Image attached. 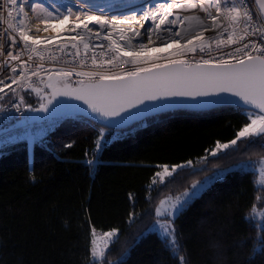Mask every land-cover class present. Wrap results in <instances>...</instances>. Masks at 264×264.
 <instances>
[{
    "label": "trees",
    "instance_id": "trees-1",
    "mask_svg": "<svg viewBox=\"0 0 264 264\" xmlns=\"http://www.w3.org/2000/svg\"><path fill=\"white\" fill-rule=\"evenodd\" d=\"M247 122L237 106L173 110L104 129L97 150L104 126L68 116L34 132L32 144L27 134L10 140L0 147V264H89L93 227L120 230L109 249L111 264H180L152 229L155 210L216 168L228 170L174 219L179 255L188 264H264V251H254L264 237V185L251 163L264 158V147L241 140L210 155ZM189 160L193 167L172 182L150 187L157 165Z\"/></svg>",
    "mask_w": 264,
    "mask_h": 264
},
{
    "label": "snow or ice",
    "instance_id": "snow-or-ice-1",
    "mask_svg": "<svg viewBox=\"0 0 264 264\" xmlns=\"http://www.w3.org/2000/svg\"><path fill=\"white\" fill-rule=\"evenodd\" d=\"M81 2L86 3V0ZM255 3L258 11L254 13L248 7L247 0H169L158 4L151 12H145L139 19L135 14L121 19L110 17L102 8L93 11L91 7L89 10L81 7L74 10L73 6H64L61 10L60 6L50 9L42 3H32L31 0H0V12L7 11V20H3L0 15V21L7 25L5 30L0 31V57L3 58L0 60V73L5 70L9 73L4 79H0V94L7 95L11 92L17 96L19 102L12 106L19 111L25 100L24 96L17 95L13 85L25 90L31 89L37 96H41L43 89L33 83L32 78L36 77L39 83H44L41 77L43 71L48 78L45 87L52 89V98L47 104L41 103L38 109L26 105L27 110L49 112L48 105L57 96H72L83 101L91 113L109 121L99 133L97 150L102 147L101 142L105 139L104 129L115 126L112 118L120 117L124 112L131 113L132 109H139V105L145 101H160L171 96L221 97V94H227L237 99H222L221 102L242 106L249 122L244 124L236 138L229 143L217 142L210 155L215 156L219 150L235 146L241 140L261 143V147H264V0H255ZM213 7L215 14L211 11ZM197 8L204 16H181L178 12L174 13V10L193 11ZM30 13L34 15L36 25L43 24V29L36 26L33 32ZM130 20L143 29V40L133 42L142 36L141 31L135 27H120ZM141 20H150L154 26L145 28ZM69 24L71 27H67ZM97 25L98 28L95 27ZM177 26L179 30L174 31ZM58 27L75 35L67 38L70 43L58 45L56 51L66 53L76 62L82 56V46L83 58L79 60V67L83 69L87 65L90 70L60 68L49 71L45 68V53L47 59L59 60V56L48 46L61 37L59 33L56 37H42L39 33ZM80 29L83 32L78 31ZM126 31L132 35L126 36ZM162 31L170 33V39L161 40L159 46L149 48V45H155L153 35L160 40L159 33ZM209 31L214 32L215 36L206 37L205 33ZM113 32L118 34V39L113 38ZM93 39L108 43H93ZM213 43L217 49L235 47L217 59L211 55ZM69 47L73 51H68ZM173 47L175 50L167 56L144 55L150 51L166 52ZM96 49H101L100 59H97ZM109 52L113 55L104 59ZM197 52L206 54L209 58L201 56L196 62L184 58L188 53ZM25 55L27 59H21ZM33 63L35 67L32 66ZM121 63L130 67L124 71L109 70L110 67L118 68ZM73 74L81 78L79 87L74 89L68 84V79ZM5 80L10 83H5ZM0 111H4V108L0 107ZM131 115L139 116L140 112L138 110ZM124 119L126 118H122V121ZM202 159L207 161V157ZM87 163L92 165L94 161L89 159ZM256 163L261 174H264V159ZM190 166V160L185 164L172 166L157 165L160 170L153 175L150 187L172 182L180 169ZM217 175L219 174L213 173V176ZM206 186L207 181H193L190 188L179 195L162 199L155 210L157 220L154 229L162 235L173 254L178 256L180 264H188V261L185 256L179 255L181 248L176 238L174 219L182 214L190 201ZM133 219L134 214H130L129 222ZM260 227L264 230V223ZM119 231L112 229L98 236L96 229H91L89 264H111L107 257L110 246L119 237ZM257 248L264 251V237L259 239L254 251Z\"/></svg>",
    "mask_w": 264,
    "mask_h": 264
},
{
    "label": "built area",
    "instance_id": "built-area-1",
    "mask_svg": "<svg viewBox=\"0 0 264 264\" xmlns=\"http://www.w3.org/2000/svg\"><path fill=\"white\" fill-rule=\"evenodd\" d=\"M46 3H49V0H43ZM59 3H62L60 0H57ZM248 2V7L252 9V11L255 13L258 11V5H256L255 0H247ZM48 5V4H47ZM52 5V4H50ZM16 12L14 10L13 15L15 16ZM0 15H2L3 20H7V11L3 10L2 12H0ZM30 16H32V23H33V32L35 31V27L38 26L41 29H43V24H39L36 25L35 24V17L33 14L30 13ZM7 27V25L5 23H3L2 21H0V31L5 30ZM69 27H71V25H69ZM80 32H83L82 30H78ZM59 33L61 39L58 41H55L54 43L49 44V49H52L54 54L59 56V60L58 61H53V60H49L47 59V53H45L46 55V59L43 62L44 66L46 69H48L49 71H55L58 70L60 68H76L77 70H90L89 67L86 65L83 69H81L79 67V60L81 58H83V48L81 46V53L82 56L77 58L76 62H73V59L71 56L65 54H61L58 51H56V48L58 45H62V44H66V43H70V41L67 39L69 37H71L72 35H75V33H71V32H66L63 31L62 28H55L49 32H44L41 31L39 33L40 36L42 37H56L57 34ZM32 34V33H30ZM206 37H214L215 33H210L205 35ZM104 43L105 45H107V41H98L93 39V43ZM232 47L235 46H231V47H223L220 49L216 48V45L213 43L212 45V53L211 55L216 57L217 59L220 58L221 55H223V53L229 52L232 50ZM175 50V48H171L169 50H167L166 52H151V53H144L145 54H150L152 56H157V55H164L167 56L169 53L173 52ZM68 51H73L70 47L68 49ZM97 52V59H100L99 57V52L101 51V49H96L95 50ZM91 55V52L89 53V56ZM111 55H113V53H107L104 57V59H108ZM151 56V57H152ZM201 56H203L204 59H208L209 56L203 53H188L185 55V59H188L189 61L192 62H196L199 61L201 59ZM122 58H126V57H122ZM174 58V57H173ZM3 58L0 57V60H2ZM21 59H27V55L23 56ZM67 61V63H66ZM39 62V61H37ZM14 64L17 62H13ZM88 64H90V60H88ZM33 67H35V63H33L32 65ZM130 66L129 65H125V64H119V67H110V71H124L126 69H128ZM98 70V69H97ZM9 73L7 72V70H5L4 73H0V79H4L5 75H8ZM41 77L43 79V81L47 78V75L44 74V72H41ZM70 82L73 84H79V80L81 79L80 77H77L75 74H73L70 78H69ZM33 83L36 84H41L39 83V81L37 80L36 77L32 78ZM5 83H10L9 80H5ZM13 88L16 90L20 89L21 87L13 85ZM7 91V90H6ZM11 92H8V94ZM7 95L4 94H0V96H3L2 99H0V107L4 108V111H0V147L3 146L4 144L8 143L10 140L15 139V138H21L23 136H25L26 134L30 133V132H40L42 130L51 128L55 125H58V123L61 122V120L65 117H50L47 119H43V120H39V121H31L28 120V116H29V112L27 111V108L25 106V104L21 105V108L19 111H17L12 105L15 103H18V99L17 97H11V98H7ZM25 119V122L22 123L21 125L18 126H12L14 123Z\"/></svg>",
    "mask_w": 264,
    "mask_h": 264
},
{
    "label": "water",
    "instance_id": "water-1",
    "mask_svg": "<svg viewBox=\"0 0 264 264\" xmlns=\"http://www.w3.org/2000/svg\"><path fill=\"white\" fill-rule=\"evenodd\" d=\"M186 15H200L204 16L201 11H190ZM174 31L179 30V26L173 29ZM214 33L212 31L206 32L205 35ZM160 40L153 37L155 45H149V48L159 46L161 40L167 41L170 39L171 34L162 31L159 33ZM183 43V41H182ZM169 49V48H168ZM147 53V52H146ZM70 88H78L79 84L68 83ZM49 93L45 94L44 104H47L48 100L52 98V89L49 88ZM222 99L236 100L235 97H230L227 94H221V97L216 96H171L160 101H145L144 104L139 105V109H132L131 113L140 112L139 116H133L129 112L121 113L120 117L112 118L115 126L113 129H125L132 125L146 119L147 117L162 114L173 110H192V111H205L212 110L223 106H242L233 103L221 102ZM163 106V107H159ZM40 107V106H39ZM38 107V108H39ZM49 112L32 111L29 113L28 120L39 121L50 117H68V116H82L89 120H92L100 125H105L109 121L101 119L93 114L88 109L87 105L83 101H78L72 96H57L52 103L48 105ZM37 108V109H38ZM122 118H126L122 121ZM122 121V122H121ZM25 122V119L14 123L12 126H18Z\"/></svg>",
    "mask_w": 264,
    "mask_h": 264
},
{
    "label": "bare ground",
    "instance_id": "bare-ground-1",
    "mask_svg": "<svg viewBox=\"0 0 264 264\" xmlns=\"http://www.w3.org/2000/svg\"><path fill=\"white\" fill-rule=\"evenodd\" d=\"M60 1L65 6H73L74 10L76 9V7H81L84 10H89V7H91V9L93 11H96L97 8H102L103 11L107 15H109L110 17H113V18L120 17L121 19L124 16L131 17L133 14H135L137 16V18L139 19L145 12H151L158 4L169 2V0H86V3H82L81 0H60ZM112 5H114V6H112ZM193 11H200V10H199V8H197ZM211 11L213 12V14H215V8L214 7L211 9ZM176 12H178L179 15L184 16L190 11L174 10V13H176ZM97 14H99L98 11H97ZM172 18H174V17H170V19H172ZM141 24H144L145 28H151L154 26L153 22L150 20L148 22H144L143 20H141ZM69 25H71V24H69ZM69 25L67 27H69ZM89 26L93 27V25H89ZM95 27L98 28L99 26L97 25ZM120 27H123L125 29H127L128 27H135L138 31H141L142 36L139 38H136L133 41L134 43L139 41V40L144 39L143 29H141L140 25L136 24L135 21L130 20L129 23L122 24V25H120ZM80 30L83 31V29H80ZM102 31H104V30H102ZM112 34H113L114 39L119 38L118 34L116 32H113ZM125 35L131 36L132 34L128 33L126 31ZM153 37H156V35L154 34ZM145 42H146V40H145ZM169 49H171V48H169ZM169 49H167V50H169ZM151 52H154V51H150L148 53H151Z\"/></svg>",
    "mask_w": 264,
    "mask_h": 264
},
{
    "label": "rangeland",
    "instance_id": "rangeland-1",
    "mask_svg": "<svg viewBox=\"0 0 264 264\" xmlns=\"http://www.w3.org/2000/svg\"><path fill=\"white\" fill-rule=\"evenodd\" d=\"M31 2L32 3H42V4H44L46 7H49L50 9H52V8H54V7H56V6H60L61 7V10H63V7L65 6L64 4H62V3H59L57 0H49V3H46V2H44L43 0H31ZM48 4V5H47ZM50 4H52V5H50ZM145 56H148V57H151L152 55H150V54H145ZM47 79L48 78H46L45 80H44V83H41V84H39L38 86L41 88V89H43V91L41 92V96L43 97V99H41V96H37L36 95V93L35 92H32L31 91V89H30V91H31V93H25L24 91V88H20V89H18V90H16V93H17V95H22V96H24V100H25V106L26 105H31V107L33 108V109H37L40 105H41V103H43L44 102V98H45V94H47V93H49V88H47V87H45V84L47 83ZM70 79H68V83H71L70 81H69ZM71 84H73V83H71ZM11 97H17V96H14L12 93H9L8 94V97L7 98H11ZM29 113L30 112H32L31 110H27ZM26 137H27V139L29 140V142L32 144L33 143V141L38 137V133H34V132H31V133H29V134H27L26 135ZM227 143H229V142H227ZM227 143H220V144H227ZM240 143V141H238L237 142V144L235 145V146H231V147H229V148H227V149H224V150H219L218 152H217V154H219V153H222V152H225V151H227V150H229V149H233V147H236V146H238V144ZM212 156V155H211ZM264 159V158H263ZM259 160H261V159H258V160H254V161H252L251 163H252V165H253V167H255V169H256V171H257V176H258V183L260 184V185H264V174H261V172H260V168H259V165L256 163L257 161H259ZM242 163H245V164H248V165H250L248 162H242ZM191 167H193V164H192V166H190V167H185V168H183V169H180L179 171H182V170H185V169H188V168H191ZM199 167H206V165H204V164H202L201 166H199ZM228 170V168L227 169H222V168H216V169H214V170H211V172H209L208 173V176H204L205 178H202V180H201V182H206L207 181V186L208 185H210L216 178H219V177H222L224 174H225V172ZM213 173H218L219 175H217V176H213ZM200 181V180H199ZM157 185H160V184H157ZM206 186V187H207ZM205 187V188H206ZM204 188V189H205ZM203 189V190H204ZM182 193V192H181ZM180 194V193H179ZM179 194H174V195H171V196H176V195H179ZM164 199V198H163ZM193 200V199H192ZM191 200V201H192ZM159 206V205H158ZM162 219V218H161ZM156 224V222L152 225V229H154V225ZM103 232H101V231H97V234H98V236L99 235H101ZM160 234V233H159Z\"/></svg>",
    "mask_w": 264,
    "mask_h": 264
}]
</instances>
